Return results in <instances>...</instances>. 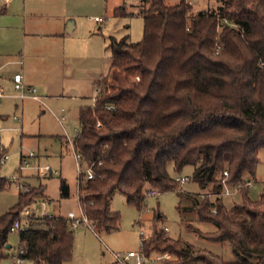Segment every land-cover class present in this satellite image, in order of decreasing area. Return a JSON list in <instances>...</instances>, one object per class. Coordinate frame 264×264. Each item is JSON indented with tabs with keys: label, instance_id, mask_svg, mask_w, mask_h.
I'll use <instances>...</instances> for the list:
<instances>
[{
	"label": "trees",
	"instance_id": "16d2710c",
	"mask_svg": "<svg viewBox=\"0 0 264 264\" xmlns=\"http://www.w3.org/2000/svg\"><path fill=\"white\" fill-rule=\"evenodd\" d=\"M115 14L141 15L144 36L138 42L127 35L109 38L112 63L105 88L93 105L79 109L75 148L95 170L93 178H81L80 199L94 231L118 229L121 214L110 206L114 191L142 209L149 189L177 190L170 165L179 173L192 166L201 191L216 195L196 202L200 220L216 227L200 236L228 242L237 259L196 250L166 236L157 223L144 255L169 253L179 260L170 264L194 256L203 264H264V194L252 200L245 180L255 175L264 149V0H220L216 9L196 13L186 0L172 6L141 0L137 12L119 7ZM6 153L0 152V166ZM225 183L242 185L244 203L225 205L220 196ZM4 185L0 180V188ZM24 187L17 205L0 215V261L8 256L19 212L44 194ZM68 193L62 180L61 194ZM24 226L19 247L27 261L72 259L74 228L66 216L31 215Z\"/></svg>",
	"mask_w": 264,
	"mask_h": 264
},
{
	"label": "rangeland",
	"instance_id": "374dc122",
	"mask_svg": "<svg viewBox=\"0 0 264 264\" xmlns=\"http://www.w3.org/2000/svg\"><path fill=\"white\" fill-rule=\"evenodd\" d=\"M180 1L182 0H165L170 6ZM187 2L195 7L192 11H197L206 7V10L216 9L220 0ZM140 4L141 0H60L59 9L66 11V14L59 21L58 38H54L59 62L54 70L53 67L51 69L55 74L54 82L49 88H42L38 72L48 58L40 51L50 40L33 36L30 31H40L44 28L40 25L49 18L32 15L30 10L35 4H29L25 11L23 0H16L12 10L3 13L5 2L0 0V40H11L10 48L13 47L6 53L9 57L0 58L12 61L4 71L19 70L27 76L28 69L34 82L32 87L37 88L36 93L43 98L40 101L17 98L19 91L15 89L13 80L0 72V90L5 95L0 99V151L6 149L7 152V158L0 169V180L5 183L4 188H0V215L10 211L19 202L18 182L10 178L17 175L22 154L30 151L37 155L30 159L31 165L49 164L59 169V175L42 177L31 168L22 173L24 190L36 187L44 194L35 197L34 202L19 212L18 219L21 223L25 224L31 216L23 214L27 208L43 207L44 202L47 204L48 214L66 216L69 211L79 212L77 164L73 147L67 137L73 140L80 129V106L93 105L97 91L105 88V79L110 73L112 63V54L108 48L109 38H122L127 35L132 42L143 39V17L139 14L116 15L115 9L120 7L127 13L137 12ZM95 17L104 18V22H96ZM23 47L25 50L22 55ZM21 61L25 64L24 70ZM63 114H66L67 119L60 121ZM62 143L67 145L62 146ZM258 156L255 175L245 176V180L251 182L248 195L254 201H258L264 194V149L259 151ZM169 172L173 178L181 175L188 177V180L177 184V190L158 191L157 195L146 196L142 209L130 205L126 195L120 190L114 191L110 206L113 211L121 214L118 229L96 232L85 224L74 228L73 257L64 264H121L114 253L124 255L129 251H139L141 236L148 239L154 223L165 231L166 236L188 242L196 250H209L225 260H236L237 257L228 242H217L200 236V232L208 233L216 230V227L202 222L199 218L196 202L202 200L201 194L204 192L192 179L193 167L186 166L179 173L170 165ZM62 180L69 189L66 196L61 194ZM223 200L228 208L244 203L240 192L228 195ZM194 229H199V233ZM9 243L12 247L7 249L8 256L0 264H15L13 256L19 249L18 231L10 233ZM143 261L144 264H170L179 260L169 253L153 252L149 257H143ZM136 262L135 257L129 260L130 264ZM26 264L32 262L27 261ZM178 264L203 263L194 256Z\"/></svg>",
	"mask_w": 264,
	"mask_h": 264
},
{
	"label": "built area",
	"instance_id": "2783aa9c",
	"mask_svg": "<svg viewBox=\"0 0 264 264\" xmlns=\"http://www.w3.org/2000/svg\"><path fill=\"white\" fill-rule=\"evenodd\" d=\"M4 1L8 3L10 0H4ZM94 20L98 23L104 22V18H102V17H95ZM14 80H15V89L17 91H19V96L22 99H24L26 97H33L34 99L41 100V97L35 93L36 92L35 88H26L24 86L23 75L21 73L15 74ZM98 92L99 91H97V94H98ZM3 96H5V95L0 90V98H2ZM66 118H67L66 114H63L59 118V120L64 121V120H66ZM78 133H79V131H78ZM67 138L69 140V143L73 147V153H74V157H75L76 164H77V171H78L77 195H78V202H79V212L69 211L68 214L66 215V217H67L72 228H77V227L85 224L94 230V225L88 219L86 212H85V209H84L83 204H82L81 199H80V196H81L80 182H81V178H83V177H87L88 179L93 178L95 176V170L93 168V164H87L84 161L82 154L75 148V143H74L75 138L73 140L70 137H67ZM35 157H36V153L33 151H30L29 153L24 154L21 158V163H20V167H19V171H18L17 175L10 178V180H12L14 182H18L17 188L20 190L23 189V187H24L23 183L21 182L22 173L27 169L31 168V169L35 170L37 172V174L42 176V177L59 175V169L52 167L49 164H46V165H40L39 164V165H35V166L31 165L30 159L35 158ZM5 158H7L6 155L4 156L2 162L4 161ZM225 173L227 174V172H225ZM175 180L179 184H183L188 180V177L180 175V176H177L175 178ZM246 184L250 185L251 184L250 180H248L246 182ZM241 187H242L241 184L236 185L235 187H232L230 184L225 183L223 191L221 192L220 196L222 198H224V197H227L228 195L237 194V193H239V190ZM157 193H158L157 189H149L146 192V196L157 195ZM215 196L216 195L212 194V193H202L201 194L202 200L205 198L214 199ZM46 207H47V204L44 202L43 207L41 205V206L37 207L36 209L35 208H27L23 214L25 216L34 215L36 217H39V216L40 217H45V216L53 217V216H55L53 214H48L46 211ZM22 229H25L24 224H22L19 219L16 220L12 226V230L13 231H19ZM165 229L168 230L167 227H165ZM146 239H147L146 236H144V235L141 236L140 250L139 251H134V250L129 251L124 255L121 253H114L116 259L121 264H130L129 260L131 258L135 257V258H137L136 264H144L143 257H145V256H144L143 249H144ZM24 253H25V248L19 247L18 253L13 256L15 264H26L27 259L25 257H23Z\"/></svg>",
	"mask_w": 264,
	"mask_h": 264
},
{
	"label": "crops",
	"instance_id": "0c3cea01",
	"mask_svg": "<svg viewBox=\"0 0 264 264\" xmlns=\"http://www.w3.org/2000/svg\"><path fill=\"white\" fill-rule=\"evenodd\" d=\"M15 1L16 0H10L8 3L4 1L5 2V6L2 9L3 10V13H4V11H7V12L9 11L10 12L12 10V5L15 3ZM187 1H189V0H187ZM59 2H60V0H31V3H29V0H23L24 10L25 11H27V6H29V4H31V5L32 4H35V7L32 8V10H30L31 11V14L34 15V16L39 15V16H46V17L49 18L46 22H43L44 24H41L40 25V27L42 25L44 26V28H42L40 31H38V30H36V31H32L31 30L30 31L29 30L33 36H37V37H40V38H44V39H49L50 40L48 43H45L44 49H42L40 51V52L44 53L43 56L45 58H48L47 61H46V63H45V65L44 66L42 65L41 68H40V70H39V72H38V76H39L38 78H39L40 81H42L40 83V85L43 86L42 88H45V87L46 88L47 87L49 88V85H51L54 82L55 74L53 73L54 71H52L51 69L53 67V70H54L55 67H57V63L59 62V59L57 57V53H56V50H55V45H54L55 41H54V38H58V35H59V32L58 31L59 30H57V28L59 27V21L62 18V16L63 15L65 16V14H66V11L65 12L60 11V9H59ZM193 8H195V7L192 5L191 6V9H193ZM206 9H207V7L205 9H197V11H192V12L196 13L198 11L206 10ZM24 34H25V38H26L27 32H25ZM10 41H9V39L0 40V58H3L4 59V58H7V57L10 56V55H7L6 54L9 51H11V49H13V47L10 48V46L12 45L11 44L12 42H10ZM108 43H109V41H108ZM24 48L25 47H23V49L21 51V54L22 55H23L24 50H25ZM1 60H0V72L1 73L3 72L4 76L8 77L9 80H13V82L15 84V80H14L15 74L21 73L23 75V81H26V83H27L26 84L24 82V86L26 88H35V87H32L33 84H34V82H32V80L30 78L29 70L28 69L26 70L27 76H25L23 74V72H21L19 70H15L14 72L9 71V70L4 71L6 69V67L10 63H12V61H10V60H2L1 61ZM21 64H22V68L24 70V68H25L24 61H21ZM35 89H36V92H37V88H35ZM4 97L5 96H3L2 98H4ZM16 97L19 98V99H22L19 96V94H17ZM2 98H0V99H2ZM26 98H32V99H34L33 97H26ZM26 98H24L22 100H25ZM41 99H43V98L41 97ZM34 100L40 101L38 99H34ZM82 106H85V105H81L80 107H82ZM64 110L65 109L63 108L62 111H64ZM78 113H79V110H78ZM66 145H67V143H62V146H66ZM23 155L24 154H22V156ZM22 156H21V158H22ZM2 164H3V162L1 163V165ZM0 169H1V166H0ZM55 216H59V215H55ZM11 247H12V245H11Z\"/></svg>",
	"mask_w": 264,
	"mask_h": 264
},
{
	"label": "water",
	"instance_id": "95a60500",
	"mask_svg": "<svg viewBox=\"0 0 264 264\" xmlns=\"http://www.w3.org/2000/svg\"><path fill=\"white\" fill-rule=\"evenodd\" d=\"M10 247H11L10 243H9V244H7V248H10Z\"/></svg>",
	"mask_w": 264,
	"mask_h": 264
}]
</instances>
